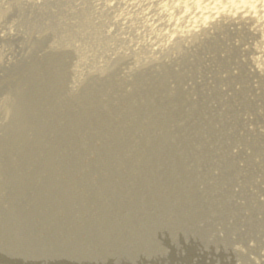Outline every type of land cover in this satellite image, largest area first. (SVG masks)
I'll use <instances>...</instances> for the list:
<instances>
[{
    "label": "bare ground",
    "instance_id": "bare-ground-1",
    "mask_svg": "<svg viewBox=\"0 0 264 264\" xmlns=\"http://www.w3.org/2000/svg\"><path fill=\"white\" fill-rule=\"evenodd\" d=\"M40 8L41 17L50 20L41 24L57 45L50 58L54 75L51 91L33 94L26 106L46 104L43 118L79 121L64 106L73 95L69 76L86 79L91 87L100 85L102 90L108 79L121 88L107 102L109 109L123 108L135 115L142 111V103L145 115L135 121V127L145 134L138 143L118 140L112 144L127 147L100 173L91 165L63 173L44 165L52 180L54 201L47 206L36 198L38 209H6L9 233L0 245V264H264V160L258 162L240 139L225 137L221 129L227 126L216 123L222 110L216 115L202 113L199 124L183 130L184 124L189 127L185 115L190 103L178 83L182 68H191L189 76L201 77L202 83L205 77L217 76L219 87L226 84L228 96L213 93L221 102L229 98L221 107L235 109L245 104L264 109L258 104H264V0H44ZM13 29L6 26L5 36L12 38ZM58 45L68 51L70 59V70L67 67L64 73L56 56L62 57ZM205 55H211L207 57L210 64L226 60L228 66L204 69ZM240 74L242 84L250 83V89L247 99L238 101L241 91L234 81ZM122 83L126 87L133 83L125 94ZM107 90L118 91L116 87ZM157 91L164 96L160 99L159 94L154 100ZM57 110L60 113L55 115ZM24 119L30 122L25 110ZM169 125L176 129L165 135L175 138L173 146L160 143L157 133ZM35 126V131L21 136L23 150L29 141L41 146L52 137L42 131L43 122L35 120ZM93 130L97 141L109 142L101 122L100 138ZM57 131L55 127L52 134ZM153 136L157 147L150 142ZM201 136L206 137L199 142ZM151 151L156 154L139 162L141 155ZM21 156L25 164L35 160L33 149ZM24 161L10 172L1 161L0 185L19 189L28 178ZM260 163V170L252 171ZM221 169L225 170L222 175ZM67 178L66 186L60 183ZM9 188L3 189L4 200L14 204L19 195ZM130 190L134 194L129 199ZM118 193L122 203L117 208L113 200H119ZM234 202L236 209L231 207ZM90 203L96 208L90 209ZM246 206L252 211L243 213ZM125 235L141 238L123 246L115 244L117 236ZM126 249L115 262V252Z\"/></svg>",
    "mask_w": 264,
    "mask_h": 264
},
{
    "label": "rangeland",
    "instance_id": "rangeland-1",
    "mask_svg": "<svg viewBox=\"0 0 264 264\" xmlns=\"http://www.w3.org/2000/svg\"><path fill=\"white\" fill-rule=\"evenodd\" d=\"M18 1L0 0V162L3 161L6 164L5 168L10 172L12 167L24 161L21 155L22 153L24 154L26 149L34 150L35 160H28V164H25L24 161L22 168L28 166L27 171L23 169L24 175L26 174L28 178L22 180L19 189H14L12 186L4 183L0 185V229L3 232V235L0 237V245L9 233L5 229V226L8 224L5 219L6 209H15L16 207L22 209L23 206L26 209H38L39 201L37 204L36 198L38 200L43 199L47 203V206L52 205L54 201V193L51 189L52 180L49 171L46 173L44 165L49 164L53 171L59 173L79 168L83 169V166L91 165L96 167L100 173L103 172L102 169L106 163L115 161L117 155L127 147L123 146L119 148L112 146V144H118V140L124 142L125 140H129V142L133 140L134 143H138V140L141 137L143 138L145 134L137 132L135 127V121L139 122V119L145 115L144 105L142 103L140 105L142 111L136 112L135 115L127 114L123 108L119 111L114 109L111 111L109 109L107 102L110 101V98L115 99V96L121 93V88L114 81H109L108 79L102 90L100 89V85L91 87V82H87L86 79L80 81L69 76L71 79L68 84L72 83L73 95L70 101L64 106L75 112L80 117L79 121L68 122L62 116L56 121L48 117V115L43 118V110L46 104H42L41 107L37 105L33 107L26 106V100L31 99L33 94L37 96L42 91H51L52 84L50 78L54 75V64L50 58L54 50L56 51L57 45H55V38H52L49 29L41 24L46 19L50 21L48 17H41L40 14V5L44 0ZM6 26L12 27V29L14 27L12 38L10 35L8 37L5 36L7 33ZM57 51L62 55L61 57L56 54L58 61L62 65L61 71L64 73L67 67L69 69L70 65V59L66 57L68 51L60 45H58ZM208 56L211 55L202 57V68L210 70L228 66V61L226 60L220 63L210 64L207 62ZM182 69L183 72L179 74V89L184 92L190 103V112L188 115H185L187 117L185 123L189 127H186L184 124L182 129L189 130L192 124H199L202 121V113L205 115H216L219 110H222L221 117L219 120H216V123L219 121L222 125L227 126L221 129L225 137L231 136L234 139H240L247 146V149L254 153L257 161L262 163L264 160L262 156V145H264V109L249 105L248 107L245 104H239L235 109L232 106L221 107L224 101L229 99L226 97L229 95V91L226 90L225 83H223L222 87H219L220 82L217 76L214 78L212 76L205 77L207 81L206 83H202L198 79L201 77L189 76L191 68L183 67ZM201 75L202 77L205 76L204 73H201ZM238 78L239 80L235 79L234 86L238 91H241L237 95L238 101H241L242 98L247 99L249 96L250 83L242 84V81H244L242 74ZM132 84L126 87L122 83L124 94ZM246 85H249L247 86L248 93L245 91ZM112 87H116L118 91L109 93L107 89ZM144 87H147V84ZM215 87L220 89H216ZM168 92L167 94L171 95ZM214 92H217V94H221L222 92L226 95L223 97L222 102L213 94ZM159 94L160 99L164 96V94L157 91L154 93V100H158L156 96ZM129 96L133 95L130 94L124 98L127 99ZM144 99L146 98H141V100ZM258 104L264 106L262 101H259ZM150 105L157 110V106L151 101ZM24 110L30 118V122L25 121ZM234 110H237V112ZM240 112L243 113L239 114ZM59 113L60 111L58 110L54 112L55 115ZM90 115L93 117L90 118ZM35 120L43 122L45 128L42 131L47 132L52 137L45 143L43 141L40 144L41 146H36L29 141L25 146V150H23L21 136L27 134L26 132L30 129L35 131ZM55 122L58 124L57 126H55ZM100 122L102 127L107 129L105 135L108 137L109 142L105 144H102L100 140L97 141L94 137L93 129L96 128V132L100 138ZM19 124L25 125L26 127ZM55 127L59 131L52 134ZM72 127L76 128L74 132L70 131ZM174 131L176 129L170 125L166 131L159 129L157 133L161 134L160 143L164 141L167 146H173L176 142L173 145L171 143L176 141L175 138L165 135L172 134L171 132ZM203 137L206 136H201L199 142L202 141ZM206 138H208V135ZM5 140L9 141L6 142ZM157 140L153 136L150 142L157 147ZM139 148L140 146L134 149ZM91 151L94 152L90 153ZM151 153L153 155L156 154V152L152 151L145 153L139 157V162L147 159ZM115 156L116 159L114 160ZM261 163L260 166L255 167L252 171L260 170ZM39 165H43L42 168ZM61 165H63V168L59 169L58 167ZM224 171V169H221V175ZM69 181L70 178L62 179L60 183L66 182V186ZM8 186L10 187V192L19 195L18 200L14 204L9 200H4L3 189ZM134 190L135 193H138L139 186L137 185ZM107 194L105 193V197H107ZM133 194L134 192L130 190L129 199ZM118 197L119 200H113V204L117 208L119 203H122V198L119 193ZM148 205L151 208L153 206L152 203H148ZM231 207L232 209H236L238 207L237 202H234ZM94 208H96V205L90 203V209ZM151 208L141 207V209ZM239 208H242V206H239ZM244 210L252 211L248 206H246V209H241L243 213ZM122 212L124 214L126 213L124 210ZM235 224L239 225L238 223ZM130 238V236L126 235L117 236L114 242L115 244L123 246L129 244V241L141 237L134 236L132 239ZM224 246H226V243H224ZM127 251L129 250L126 249L121 253L115 252V262H117V259L122 254H126Z\"/></svg>",
    "mask_w": 264,
    "mask_h": 264
}]
</instances>
